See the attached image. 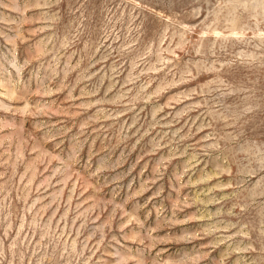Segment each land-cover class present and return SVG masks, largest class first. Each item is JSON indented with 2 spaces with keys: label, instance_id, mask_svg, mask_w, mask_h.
I'll list each match as a JSON object with an SVG mask.
<instances>
[{
  "label": "rangeland",
  "instance_id": "1",
  "mask_svg": "<svg viewBox=\"0 0 264 264\" xmlns=\"http://www.w3.org/2000/svg\"><path fill=\"white\" fill-rule=\"evenodd\" d=\"M0 264H264V0H0Z\"/></svg>",
  "mask_w": 264,
  "mask_h": 264
}]
</instances>
